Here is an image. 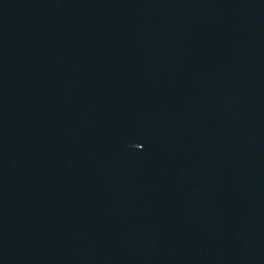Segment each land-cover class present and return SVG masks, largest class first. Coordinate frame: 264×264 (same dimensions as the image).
Wrapping results in <instances>:
<instances>
[{
  "label": "water",
  "instance_id": "obj_1",
  "mask_svg": "<svg viewBox=\"0 0 264 264\" xmlns=\"http://www.w3.org/2000/svg\"><path fill=\"white\" fill-rule=\"evenodd\" d=\"M0 264H264V0H0Z\"/></svg>",
  "mask_w": 264,
  "mask_h": 264
}]
</instances>
